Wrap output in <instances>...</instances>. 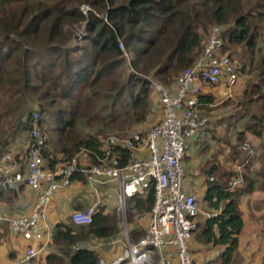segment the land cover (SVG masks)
Returning a JSON list of instances; mask_svg holds the SVG:
<instances>
[{
	"label": "trees",
	"instance_id": "16d2710c",
	"mask_svg": "<svg viewBox=\"0 0 264 264\" xmlns=\"http://www.w3.org/2000/svg\"><path fill=\"white\" fill-rule=\"evenodd\" d=\"M81 3H89L93 12L83 15ZM74 24L84 28L81 39L71 29ZM213 25L222 27L221 52L229 49L236 54L241 49L257 70L256 79L242 92L247 105L237 117L244 128L237 142L231 143L227 159L230 164L238 160V142L249 135L257 151L255 141L264 139V0H0V101L2 93L11 105L15 102L11 108L15 131L0 135V145L9 148L18 131L28 141L32 114L38 111V125L47 135L40 150L45 167L54 169L81 149L95 162L104 129L123 131L150 113L147 76L174 87L180 72L200 53ZM119 40L130 55L129 65ZM127 66L132 70L127 71ZM235 68L238 77L240 72L250 75L242 60L239 65L236 61ZM213 86L202 84L198 94L200 109L209 115L206 139L209 134L215 137ZM80 120L96 131H78ZM198 148L206 150L204 144ZM255 155L246 164L244 185L234 189L229 188L235 175L232 165L216 161L212 154L203 166L213 179L205 180L199 200L219 212L202 222L198 218L192 236L205 245L221 246V264L232 262L239 245L244 226L241 199L255 191L264 194V147L253 161ZM8 191L15 192L0 188V195ZM153 200V188L129 198L130 234L135 241L144 235L145 227L131 221L149 210ZM119 227L115 208L108 211L106 204H99L88 225H74L69 219L58 222L44 258L33 257L24 264H96L99 253L77 244L91 237L113 239Z\"/></svg>",
	"mask_w": 264,
	"mask_h": 264
},
{
	"label": "built area",
	"instance_id": "2783aa9c",
	"mask_svg": "<svg viewBox=\"0 0 264 264\" xmlns=\"http://www.w3.org/2000/svg\"><path fill=\"white\" fill-rule=\"evenodd\" d=\"M79 8L83 15L93 12L89 3H81ZM221 29L219 25L210 28L200 53L180 72L174 87L147 77L161 116L146 135L131 129L101 139V153L95 162L86 160V155L82 158L81 152L85 150L81 149L54 169L45 167L40 150L47 135L38 125V111L32 114L23 163L20 156L16 157L9 148L0 145V188H13L16 192L19 186L27 185L37 192L29 214L0 213V221H7L13 233L34 242L9 264H24L51 242L55 227L49 220L51 202L57 192L66 190L74 180L84 182L93 192L110 183L117 189L115 214L121 232L114 242L121 245V251L109 258L99 256L96 264H198L189 247L197 219L202 215L214 217L219 210L202 207L197 196L184 189L183 159L188 140L198 147L206 140L209 115L200 109L202 102L198 99L202 84H223L225 97H230L238 79L234 61L221 52ZM83 31L80 27L74 34L81 39ZM118 45L124 50L121 40ZM256 148L249 142L239 144V158L232 164L235 175L230 189L244 185L243 173ZM75 175L78 177L73 179ZM212 179L210 176L209 180ZM150 188L154 196L151 208L132 219L137 222L146 219L145 233L135 241L130 234L129 198L144 195ZM99 204L101 200L97 198L83 208L72 210L69 221L78 226L90 224ZM36 242H41V246ZM83 242L78 243V247L89 248Z\"/></svg>",
	"mask_w": 264,
	"mask_h": 264
},
{
	"label": "crops",
	"instance_id": "0c3cea01",
	"mask_svg": "<svg viewBox=\"0 0 264 264\" xmlns=\"http://www.w3.org/2000/svg\"><path fill=\"white\" fill-rule=\"evenodd\" d=\"M210 89H211L210 92H212V88ZM234 90L237 91L238 89L235 87ZM154 110L155 112L158 113V117H157L158 119L160 114L158 104L154 106ZM218 127L215 126V133H219L222 131L221 127L220 128ZM218 129H220V131H218ZM214 143L215 141L212 140V136H211L210 140L207 141V143L205 144L206 150L204 151H202V148L198 149V146H196L195 143L192 142L191 140H188L186 145V149H187L186 156L183 159L184 161L183 187L187 192L193 193L197 197H202L205 191V183H203L205 176L202 174L203 172L202 169L206 161L210 159L212 154L215 157L213 153L215 152V150L213 149ZM228 149L229 148L226 147L225 145L224 151L222 150L217 151L218 153V155H216L217 161L219 160L220 162H223L222 158L228 157L227 156ZM85 155H86L85 159L89 160L87 154L85 152H81L82 158H84L83 156ZM116 190L117 189L115 187V184L110 183L98 187V189L95 192H93L84 182L74 180L66 190L57 192L54 195V198L49 208V220L51 223H54L55 225L62 220H67L69 219V217L66 218L65 216L68 214L70 216V212L72 210L83 208L93 203L97 198H100L101 204L103 203L106 204V209L109 211L111 210V205H113L112 207L115 206V199L117 193ZM9 193L10 192L8 191V193H5L6 195L5 194L4 196L0 195V213L29 214L33 205L37 200V192L31 189L30 187H28L27 185H24L21 190H18L13 194L12 193L9 194ZM202 207L206 208L205 202H202ZM240 209L242 213L244 226L239 235V245H238L239 248H240V243L242 244L244 243L242 238L246 234L250 235L249 237L255 240V238L253 237L254 232H258V234H260V237L264 239V194L259 191H255L251 194L243 196L240 203ZM248 214H251L250 217H248ZM198 218L200 222L203 221L202 219H205L203 215L201 217L199 216ZM132 222L140 223L143 227H145L146 225V219L142 220L141 222L132 220ZM8 229H10L9 223L7 221H0V235L1 233H6L5 235L6 240L2 242V247H1L2 249H0V264H9L11 262L12 256L16 257L17 255H19L20 251L16 249L17 246L22 248L24 247L23 250L25 251L27 245L34 243L31 242L30 240H26L25 238H23V236L19 234L13 233L11 230H10L12 232L11 235L13 236L7 235ZM199 230L200 229H198L197 231ZM18 239H20V242L18 241ZM40 243L41 242H36V245L39 247L41 246ZM49 244L44 245V247L38 254L41 260L48 252ZM189 247L192 251L193 258L196 260L198 264H221L220 261L218 260V255L222 250L221 246L213 247L211 246V244L205 245L201 241L194 239V237L192 236V238L189 241ZM262 248L263 246H261V248H258L257 246V251H259ZM113 249L115 252L119 253L121 251V246L120 248L118 247L117 251L115 250V248ZM23 250H21V252ZM114 255H112V250L110 252L108 250V253L105 255V257L109 258V257H113ZM251 260L252 263L260 264L259 261L257 262L256 256ZM243 261H245V263H243ZM230 264H232V262ZM242 264H248L247 257H245L244 260H242Z\"/></svg>",
	"mask_w": 264,
	"mask_h": 264
},
{
	"label": "rangeland",
	"instance_id": "374dc122",
	"mask_svg": "<svg viewBox=\"0 0 264 264\" xmlns=\"http://www.w3.org/2000/svg\"><path fill=\"white\" fill-rule=\"evenodd\" d=\"M80 7V5H79ZM80 10V8H79ZM77 28H80L79 25H72L71 29L73 31H75ZM211 28V27H210ZM209 28V30H210ZM209 30L207 31V33L209 32ZM206 33V34H207ZM123 43V42H122ZM119 46V45H118ZM123 48L124 50H121L120 47L119 49L122 51V57L125 60V64L129 65V58L130 55L128 53V51L126 50L124 44H123ZM236 49V48H235ZM226 54H230V50L229 49H225ZM238 50L236 54H230L231 57L234 59V63H239L242 61L246 62V65L248 67V70L250 72V75L247 74H243L242 72L239 73V77L237 75L238 78V82H236L234 88L236 87L238 89V91L233 92L232 96L230 97H225L226 96V88L225 86H223V84H219V85H214L212 88V94L214 96V100H215V107L214 111L217 113L216 116V120H215V126L222 129L221 132L219 133H215V137L212 140L215 141L214 145H213V149L215 150L214 155H218L217 151H224L225 150V145L226 147H230L231 143L233 144V142H237V135L238 133L244 128L243 125V120H239L238 119V112H240L241 110H243L244 105H247L246 103H244L243 96H242V92L244 91V89L246 88L248 82H250V80L252 79H256V76H254L255 74H257V70L254 69V67L252 66L251 62H249L248 56L245 55L244 51L241 49H236ZM241 56V59H240ZM255 61V60H254ZM254 64V63H253ZM126 70H132L130 66L126 67ZM149 77V75L147 76ZM241 80V82H240ZM157 102V98L156 96L152 93L151 94V105H150V113H148L146 119L141 122V123H133L129 126H124L123 127V131L115 128L113 130L110 129H104L105 131H107L105 134L101 135V139L106 138L109 135L112 134H124L126 132H128L131 129H138L142 135H146L147 130L150 128V126L154 123H156V119L158 117V113L155 112L154 110V106ZM15 105L14 104H10V101H8V96L5 94L1 93V101H0V135H7V134H11V132H14L15 129L11 128L14 124H15V117H13V113L11 112V108ZM255 107H252L251 109L249 108V110L253 111ZM214 113V112H213ZM161 116V113L159 114V117ZM230 116V118H229ZM109 120V119H108ZM106 121V120H105ZM77 129L80 132H84V133H94V129L91 128H87V126L85 125V123L83 121H78L77 122ZM209 131V130H208ZM218 131H220V129H218ZM49 136L50 134L47 133ZM239 136V135H238ZM234 139V141H233ZM25 140L27 141L26 137H24V134L20 133V131H18L16 133V135L11 139V142L9 144V149L14 153V155L16 157H21L20 161L23 163V161H25L26 159V144L27 142H25ZM210 137L209 135H207V139L206 141H209ZM54 140L53 138L50 139V142L52 143ZM243 141H247V142H254V139L251 135H249L247 138L245 137V139H243L242 141L238 142V144H240ZM256 143L259 144L258 149L256 151V155L253 158V161L257 159L258 154L263 150L264 147V139H258L255 141ZM203 145V144H202ZM204 145H205V141H204ZM224 145V146H222ZM201 147V146H200ZM199 149V148H198ZM187 150V149H186ZM229 154V149L227 152V156ZM226 157V155H225ZM224 164H228L227 166H231L233 163L230 161H227V158H222ZM217 161V160H216ZM44 162L46 163V161L44 160ZM184 162V161H183ZM205 168H203L202 174L205 176L204 177V182L205 180L208 179V176L205 172ZM19 190V189H18ZM198 202L201 204L202 206V201L199 200V197H197ZM114 202V200H113ZM113 205H111V210L113 211ZM115 208V206H114ZM251 214H248V217H250ZM66 218L69 217V214L65 216ZM119 233L121 232V226L119 227ZM12 232L10 231V229L7 230V235L9 236H13L11 235ZM6 233H1L0 235V249H2V242L6 240ZM118 235L113 238V239H104V238H96V237H91L88 240L84 241L83 244L86 245L87 247L95 250L96 252L99 253V256H104L112 250V255L116 254L117 252L114 251L113 248H115V250H118V247L120 248V244L114 242L115 239L118 237ZM250 235L246 234L245 236H243L242 240H243V244L240 243V248L238 247L235 251L234 254V259L232 261V264H242V260H244L245 257L248 258V264H255L252 263V258H254L256 256V260L257 262L259 261L260 264H264V239L260 237V234H258V232H254V238L249 237ZM5 237V238H4ZM257 238V239H256ZM18 241L20 242V239H18ZM258 245H257V244ZM257 246L258 248H261V246H263L262 249H260L259 251H257ZM24 248V247H23ZM22 247L17 246L16 249L18 251H20L19 255H22L24 250ZM21 250H23L21 252ZM40 256H36L35 258H39ZM13 259V258H12ZM11 259V260H12ZM39 260H41L39 258ZM243 263H245V261H243Z\"/></svg>",
	"mask_w": 264,
	"mask_h": 264
}]
</instances>
